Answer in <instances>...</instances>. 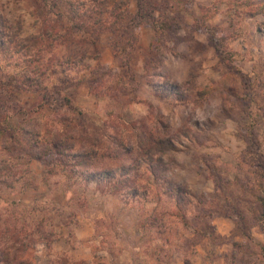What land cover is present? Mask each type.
<instances>
[{
    "label": "rangeland",
    "instance_id": "rangeland-1",
    "mask_svg": "<svg viewBox=\"0 0 264 264\" xmlns=\"http://www.w3.org/2000/svg\"><path fill=\"white\" fill-rule=\"evenodd\" d=\"M129 1L134 13L136 2ZM236 1L155 0L153 15L158 23L134 27L137 43L130 52L129 65H120L110 34L97 43L100 63L111 70L106 87L116 100L97 99L88 89V73L77 75L78 81L68 91L72 104L82 110L78 120L88 126L102 123L106 108L116 107L126 120L149 121L158 112L178 149L168 176L190 198L214 200V212L198 220V226L204 227L202 235L194 238L191 227H180L185 241L166 251L170 259L164 264H264L253 246L257 241L264 243V215L255 198L264 192V16L250 13L256 12L255 6L235 7L232 3ZM18 4L27 17L31 1ZM164 21L175 25L156 34ZM148 64L149 75H160L151 79L145 75ZM151 80L180 84L179 89L187 90L189 97L180 102L174 96H159ZM200 89L208 91L205 99L197 98ZM18 96L27 110L41 102L36 93ZM44 107L46 113L51 111L48 105ZM248 110L254 113L255 122L252 114L247 117ZM21 118L19 114L14 121ZM250 121L254 124L252 135L244 127ZM30 167L39 176L45 170L38 159L31 160ZM256 180L263 184L261 190ZM44 191L41 185L38 190L5 195L0 199V212H8L11 201L29 208ZM86 194L88 201L79 208L64 205L62 196H51L53 208L61 211L55 220L58 239L50 250L42 244L36 246V264H65L64 257L68 264H136L137 257L148 260L149 255L141 253L148 238L138 232L139 207L92 189ZM244 234L252 239L247 240ZM157 242L155 239L151 247ZM154 257L152 264H156Z\"/></svg>",
    "mask_w": 264,
    "mask_h": 264
},
{
    "label": "trees",
    "instance_id": "trees-1",
    "mask_svg": "<svg viewBox=\"0 0 264 264\" xmlns=\"http://www.w3.org/2000/svg\"><path fill=\"white\" fill-rule=\"evenodd\" d=\"M30 1L32 11L25 17L19 11L20 0H0V199L38 190L41 185L45 191L29 208L11 201L8 212H0V264H36V246L42 244L50 250L58 239L55 220L61 211L53 208L51 196H62L64 205L79 208L87 203L86 192L91 189L139 207L138 232L148 238L141 253L148 254L149 259L137 257L136 264H152L153 255L156 264L168 263L166 251L185 241L179 229L191 227L192 237L202 235L204 227L198 226V220L214 212V200L190 198L168 176L178 149L158 112L149 121L126 120L116 107L106 108V118L93 127L78 120L82 110L72 104V93L68 94L78 81L77 75L88 73V89L97 99L116 100L106 87L111 70L100 63L97 43L104 34H110L120 65H129L130 52L137 43L134 27L143 22L158 23L153 15L155 0H135L134 13L129 0ZM232 4L255 6L256 12L250 13L264 16V0ZM172 23L164 21L155 33L170 30L175 25ZM150 71L148 64L144 74L150 79L160 75H149ZM150 83L159 96H174L180 102L189 97L187 90L179 89L180 84ZM23 92L36 93L41 102L27 110L18 96ZM207 93L200 89L196 96L205 99ZM46 105L49 113L45 112ZM19 114L22 118L15 122ZM250 114L255 122L254 113L248 110V118H252ZM251 121L244 123L250 135ZM247 149H252L249 142ZM33 159L43 162L42 176L31 169ZM257 181L261 190L263 184ZM255 198L264 215V192ZM147 202L154 204L147 208ZM204 225L209 226L206 220ZM152 235L158 241L153 247ZM253 246L264 259V243L257 241ZM149 249L153 250L150 254ZM63 261L69 263L67 257Z\"/></svg>",
    "mask_w": 264,
    "mask_h": 264
}]
</instances>
